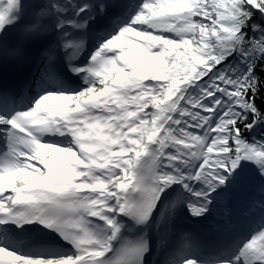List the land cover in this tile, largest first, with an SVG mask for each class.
<instances>
[{
    "label": "snow or ice",
    "instance_id": "1",
    "mask_svg": "<svg viewBox=\"0 0 264 264\" xmlns=\"http://www.w3.org/2000/svg\"><path fill=\"white\" fill-rule=\"evenodd\" d=\"M8 62L37 74L0 88V264H150L244 184L246 234L154 264H264V0H0Z\"/></svg>",
    "mask_w": 264,
    "mask_h": 264
},
{
    "label": "trees",
    "instance_id": "2",
    "mask_svg": "<svg viewBox=\"0 0 264 264\" xmlns=\"http://www.w3.org/2000/svg\"><path fill=\"white\" fill-rule=\"evenodd\" d=\"M262 103H264V97H262V98H260V99L257 100V104L258 105H261ZM261 131H264V129L257 128L256 129V132L254 134L257 135V136H259L260 133H261Z\"/></svg>",
    "mask_w": 264,
    "mask_h": 264
}]
</instances>
